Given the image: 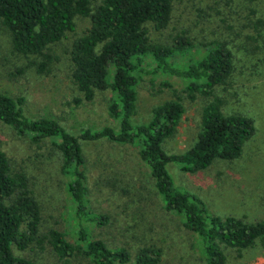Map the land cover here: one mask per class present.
I'll return each instance as SVG.
<instances>
[{
  "label": "trees",
  "instance_id": "16d2710c",
  "mask_svg": "<svg viewBox=\"0 0 264 264\" xmlns=\"http://www.w3.org/2000/svg\"><path fill=\"white\" fill-rule=\"evenodd\" d=\"M92 1L0 0V22L9 32L12 48L25 56L40 57L34 62L38 73L50 71L55 58L51 53L53 47L75 31L77 19H89L88 27L73 38L68 49L70 79L81 95L75 101H92L97 91L111 90L114 96L108 110L118 123L82 129L75 134L51 116L26 115L23 96L14 97L0 90V121L19 135L29 136L36 145L51 139L59 151L63 170L69 176L67 190L80 241L74 245L57 228L42 232L41 206L26 172L14 171L8 153L0 148V264H74L71 258L77 255L94 264L161 263L160 248L144 246L133 256L127 247H111L89 230V224L104 225L109 219L91 205L81 140L101 138L138 149L151 168L166 209L185 216V226L198 235L208 264L226 263L223 246L237 250L264 247V220L249 222L210 213L200 198L175 187L167 168L169 162L177 161L183 170L197 172L216 159L238 158L244 143L255 133L254 119L240 113H225L223 100L215 92L237 69L234 48L227 40H214L212 47L194 55L193 43L183 35H178L173 44L153 39L152 27L163 30L170 24L175 0H99L94 5ZM250 11L252 17H248L246 26L251 25L252 31L247 38L257 42L263 37L264 17L257 8ZM242 49L249 50L247 46ZM245 68L251 70V66ZM144 72L168 74L183 81L191 100L198 95L211 98L203 107L197 139L185 151L169 153L164 148V142L177 132L186 111L180 98L156 105L148 121L133 122L138 84ZM32 244L41 249L49 246L56 261L42 262L15 250L24 251Z\"/></svg>",
  "mask_w": 264,
  "mask_h": 264
},
{
  "label": "rangeland",
  "instance_id": "374dc122",
  "mask_svg": "<svg viewBox=\"0 0 264 264\" xmlns=\"http://www.w3.org/2000/svg\"><path fill=\"white\" fill-rule=\"evenodd\" d=\"M98 1L93 0V5ZM253 7L264 17V0H175L168 27L151 29L152 38L165 44L175 43L178 35L187 37L193 43L194 55L212 47L214 40H227L234 48L237 69L215 92L223 100L225 113L254 119L255 133L244 143L238 158L216 159L197 172L183 170L177 161L169 162L167 168L175 187L200 198L210 213L249 222L264 220V31L257 42L247 38L252 28L246 24ZM88 25V18L79 17L75 31L53 47L55 58L50 71L38 73L34 62L40 57L15 51L9 32L0 22V90L14 97L23 96L26 115L51 116L75 134L86 128L118 124L108 110L114 96L111 90L97 91L92 101H75L81 95L70 79L68 49L73 38ZM244 46L249 48L247 52L242 49ZM246 65L251 70H246ZM184 85L168 74L150 72L142 73L138 84L137 112L132 119L135 124L148 121L153 108L169 99L180 98L184 103L186 111L177 132L164 142L169 153L183 152L195 143L203 107L211 100L201 95L191 100ZM51 141L36 145L29 136L19 135L0 121V148L8 153L14 171L26 172L41 206L42 232L57 228L65 232L70 242L79 245V226L67 190L69 176ZM81 143L91 205L109 219L104 225L89 224L95 237L111 247H127L133 256L144 246L160 248V264H208L198 235L185 226V216L166 209L151 168L135 146L107 138ZM223 248L227 255L225 264H264V247ZM15 250L42 262L57 259L49 246L41 249L32 244L24 251ZM71 260L74 264H94L79 255Z\"/></svg>",
  "mask_w": 264,
  "mask_h": 264
}]
</instances>
